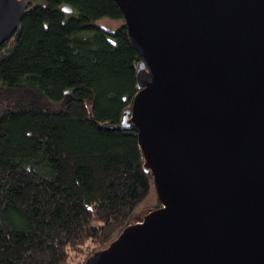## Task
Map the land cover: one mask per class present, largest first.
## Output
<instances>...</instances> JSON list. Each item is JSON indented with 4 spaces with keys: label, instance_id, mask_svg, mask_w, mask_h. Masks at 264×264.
Instances as JSON below:
<instances>
[{
    "label": "water",
    "instance_id": "obj_1",
    "mask_svg": "<svg viewBox=\"0 0 264 264\" xmlns=\"http://www.w3.org/2000/svg\"><path fill=\"white\" fill-rule=\"evenodd\" d=\"M114 1L137 91L101 126L135 132L159 206L84 264H264V0ZM26 11L0 0V47Z\"/></svg>",
    "mask_w": 264,
    "mask_h": 264
},
{
    "label": "trees",
    "instance_id": "obj_2",
    "mask_svg": "<svg viewBox=\"0 0 264 264\" xmlns=\"http://www.w3.org/2000/svg\"><path fill=\"white\" fill-rule=\"evenodd\" d=\"M25 1L0 47V264H84L154 191L135 132L101 126L130 107L140 57L114 0Z\"/></svg>",
    "mask_w": 264,
    "mask_h": 264
},
{
    "label": "rangeland",
    "instance_id": "obj_3",
    "mask_svg": "<svg viewBox=\"0 0 264 264\" xmlns=\"http://www.w3.org/2000/svg\"><path fill=\"white\" fill-rule=\"evenodd\" d=\"M100 24L109 26V27H116L119 22L117 21H108V20H100ZM157 197L155 194V191H151L148 198L142 202V204L138 207L132 222H137L148 212L149 209L153 208L157 204ZM80 252H70L71 258H69V261L67 264H80L81 260L83 259L82 255L79 254Z\"/></svg>",
    "mask_w": 264,
    "mask_h": 264
}]
</instances>
